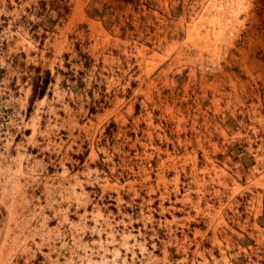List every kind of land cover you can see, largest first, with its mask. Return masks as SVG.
<instances>
[{
    "label": "rangeland",
    "instance_id": "374dc122",
    "mask_svg": "<svg viewBox=\"0 0 264 264\" xmlns=\"http://www.w3.org/2000/svg\"><path fill=\"white\" fill-rule=\"evenodd\" d=\"M261 193L264 0H0V264H264Z\"/></svg>",
    "mask_w": 264,
    "mask_h": 264
},
{
    "label": "trees",
    "instance_id": "16d2710c",
    "mask_svg": "<svg viewBox=\"0 0 264 264\" xmlns=\"http://www.w3.org/2000/svg\"><path fill=\"white\" fill-rule=\"evenodd\" d=\"M69 8H65V13H68ZM59 14V13H58ZM53 82V77H51L50 72H46V76L43 78L37 77L31 86V98L30 101L33 102L36 99H41L45 96L48 86Z\"/></svg>",
    "mask_w": 264,
    "mask_h": 264
},
{
    "label": "crops",
    "instance_id": "0c3cea01",
    "mask_svg": "<svg viewBox=\"0 0 264 264\" xmlns=\"http://www.w3.org/2000/svg\"><path fill=\"white\" fill-rule=\"evenodd\" d=\"M257 198L259 199V201H258L257 206H256V208H257L256 215L258 217V228H259V232H262V231H264V196L261 193L260 196L257 197ZM260 234H258V236Z\"/></svg>",
    "mask_w": 264,
    "mask_h": 264
}]
</instances>
